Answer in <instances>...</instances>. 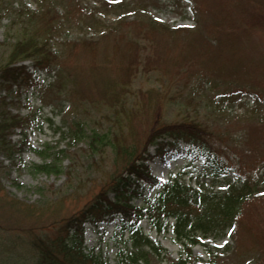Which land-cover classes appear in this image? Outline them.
Instances as JSON below:
<instances>
[{"label":"rangeland","instance_id":"374dc122","mask_svg":"<svg viewBox=\"0 0 264 264\" xmlns=\"http://www.w3.org/2000/svg\"><path fill=\"white\" fill-rule=\"evenodd\" d=\"M196 7L202 12L200 26L193 11ZM256 7L255 0H4L0 7V65L25 30H32L35 22L30 20L29 13L42 9H51V16L58 17L47 47L59 57L47 70H39L33 60L20 63L32 76L30 86L0 87V114L28 118L8 132L10 149L0 152V226L4 227H0V237L7 246L9 242L26 245L31 238L53 237L57 228L41 231L37 228L39 222L30 225L36 212L61 197H67L63 214L80 212L122 169V161L116 157L112 145L91 147L93 135H108L111 141L117 139L128 145L146 143L143 133H147L151 124L189 118L221 139L216 143V148L220 146L217 153L231 167L218 180L217 190L244 173L255 175L259 182V193L245 204L239 224L222 236L203 241L215 254L216 264H264V101H258L243 85L238 88L235 83L249 77V68L241 67L244 72L237 75L229 64L258 56L243 53L239 48L240 24L252 18ZM217 19L224 25L219 31L213 28ZM155 23L162 28H154ZM197 27L200 29L193 34L191 29ZM216 34L220 35L219 49L208 51H213V58L220 57L222 63H227L230 70L185 74L191 60L186 53L197 47V53L194 49L189 53L199 60L207 41ZM258 36L254 34L255 39ZM262 40L258 51L264 55ZM105 82L116 84L120 91L126 90L119 103H124L126 111L131 108L129 112L133 115L137 113L132 132L128 120L117 116L110 106L112 96L103 86ZM80 88L84 90L81 97H72L73 90ZM148 90L158 93L144 101L145 109L138 111L136 101H141L140 96L147 99ZM135 105L137 109L132 112ZM75 125L83 128L81 139L72 138ZM168 141L172 140L163 138L157 142ZM182 147L185 152L190 149L187 145ZM47 148L46 154L51 159L46 162L55 160L59 154L60 172H33L34 165L44 162L36 150L43 152ZM157 152L154 143L145 154L153 177L162 182L179 178L191 185H213L200 157L193 160L171 152L162 158ZM235 161L241 165L236 167ZM139 184L137 195L129 200L136 208L143 206L145 199H153L161 189L150 187L143 180ZM108 196L113 200V193ZM8 201L15 205H3L2 202ZM22 206L28 208L27 217L16 212ZM173 224L171 219V228L159 234L147 220H141L144 232L166 250L152 264H177L181 255L185 257L183 246L172 234ZM121 225L120 216L111 223H96L88 218L83 224L85 249L109 264H116L122 246L119 241L127 240V235L120 232ZM25 255L27 259L29 255ZM191 258L192 264H209L202 245L192 248ZM15 259L13 255L12 260Z\"/></svg>","mask_w":264,"mask_h":264},{"label":"trees","instance_id":"16d2710c","mask_svg":"<svg viewBox=\"0 0 264 264\" xmlns=\"http://www.w3.org/2000/svg\"><path fill=\"white\" fill-rule=\"evenodd\" d=\"M3 2L4 0H0V7ZM255 3L257 7L253 10L252 18L240 24L242 32L239 48L242 49L243 53H258V56L242 58L243 61H233L229 64L230 67H233L232 73L237 75L244 72V69L249 68V77L246 80H237L235 83L238 88L243 85L244 89L253 93L258 101H264V55L258 51V48L262 47V39L264 38V0H255ZM193 11L197 18L196 23L200 26L202 24V12L199 11L198 7L193 8ZM50 12L51 9H42L37 13H29L30 20L35 23L32 30H25L21 38L13 44L8 58L0 65V77L2 79L0 80V87L12 88L14 85H31L30 83L33 82L32 76L27 74L24 65L20 64L24 61L33 60L39 70H47L57 63L56 60H59V57L47 47L49 46L47 44L48 39L55 31L53 24L58 20V17L56 15L51 16ZM227 25L230 26L229 22ZM157 26L162 28V26L155 23L154 28L157 29ZM222 26L224 25H221L218 19L213 21V28L217 31ZM199 29L200 27L191 29V32L195 34ZM254 34L259 35L258 39L254 38ZM219 36V34H216L207 41L206 46H204L205 51L199 60H195L196 55L194 53H189L192 49L197 53V47L191 48L186 53V58L191 60L187 64L188 69L185 74L192 76L193 73L201 72L204 74L211 71L226 73L230 70L226 67L227 63H222L223 60L220 57L213 58V51H208L209 49L214 51L219 49L221 44ZM197 68H200V70H196ZM129 70L132 71L131 68ZM130 80L131 76L127 77L124 84H128ZM103 86L112 96V98L109 97L111 98L109 100L110 106L114 107L117 116L128 120L127 126L129 131L132 132L133 121L136 120L135 115L137 113L133 115L129 112L131 108L126 111L124 103H119L121 94L123 95L126 91L123 85L122 89L125 91H120L119 86L112 82H105ZM83 92L84 90H81V88L80 90L74 89L71 96L80 98ZM147 93L149 94L147 99L140 96L141 101H136L138 111L144 110L146 106L144 101L151 100L150 97L153 93L158 92L148 90ZM100 100L103 101V98L100 97ZM136 105L131 110L132 112L136 111ZM117 106H120V108L116 110ZM0 116V152H5V150L9 151L10 149L7 141L8 132L15 126H21V122H27L28 118L18 119V116H10L8 113L3 112ZM74 130L76 131L72 138L74 140L81 139L83 128L80 125H75V129L73 128L72 131ZM143 134L142 139L145 138L147 142L132 145L117 139L111 141L108 135H93L90 138L91 147L94 149L96 145L102 147L107 144L112 145L117 153L116 157L122 161V171L120 170L113 175L111 180L101 188L103 190L80 212L72 210L63 214L66 209L67 197L52 201L51 204H47L39 212L35 210L37 213L36 219L31 221L30 225H36L39 222L40 226L37 228L42 229L41 231L53 227L57 228V232H52L53 237L31 238L26 245L23 242L20 245L9 242L10 245L7 246L5 240L0 237V264H109L95 255L93 251L90 252L85 249L83 224L88 218L93 219L96 223L110 222L118 214L122 219L120 232L122 236L127 235V240L119 241L122 246L118 249L116 264H152L154 258H159L162 253H166L159 242L152 241L144 232L140 225V221L144 219L159 234L167 232L171 228L169 221L171 219L174 221L172 234L177 242L183 246L186 254L185 257L180 256L177 264H192V248L197 245L206 248L208 263L216 264L213 260L215 254H212L211 249L203 240L211 236H222L227 230L239 224L245 204L259 193L258 180L255 179V175L251 176L244 173L236 180L227 182L224 188L217 190L218 180L231 167L228 160L217 153L220 146L216 148V143L220 142L221 139L203 125L191 121L189 118L169 124L157 121L149 126L147 133ZM163 138H169L172 141L157 142ZM154 143H157V153L162 158L171 152L182 157L190 156L193 160L200 157L207 172L206 176L212 178L213 185L210 187L203 183L191 185L178 178L163 184L156 177H153L146 165L148 157H145V154L147 153V147ZM182 145H187L190 149L185 152ZM48 151L49 148L43 152L36 150L42 156L44 162L40 165H34L33 172H60L59 160H57L59 154H57L55 160L52 159L51 162H46L51 159V156L46 154ZM235 163L236 167L241 165L240 162L235 161ZM251 166L255 167V162H252ZM141 180L150 186H160L161 190L153 199H145L142 207L136 208L129 204V200L131 196L137 195L135 191L138 188V182ZM110 193L114 194L113 200L108 196ZM2 203L3 205H9L10 203L13 206L15 205L9 201L8 203ZM27 209L22 206L16 212L20 213L18 215L25 213L21 216L27 217L25 216L28 214ZM29 214L32 215V212ZM0 227L4 228L3 226ZM15 250H17L16 253ZM25 254L29 255L27 259ZM13 255L17 258L14 261L12 260Z\"/></svg>","mask_w":264,"mask_h":264}]
</instances>
